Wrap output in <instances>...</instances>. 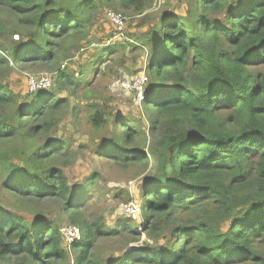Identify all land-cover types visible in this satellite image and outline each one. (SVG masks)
Returning a JSON list of instances; mask_svg holds the SVG:
<instances>
[{
    "label": "trees",
    "instance_id": "1",
    "mask_svg": "<svg viewBox=\"0 0 264 264\" xmlns=\"http://www.w3.org/2000/svg\"><path fill=\"white\" fill-rule=\"evenodd\" d=\"M65 1L0 0V36H18L10 57L0 43V264H264V0H185L178 13L155 18L145 13L150 0H105L142 18L133 39L124 36L126 26L122 35L111 26L114 34L90 59L92 75L119 48L147 57L145 71L124 78L146 73L142 108L154 170L134 118L97 100L87 103L88 120L102 131L99 157L146 173L138 190L141 230L121 210L111 226L102 216L85 217L96 175L71 188L64 173L75 158L71 139L51 136L69 106L58 93L87 86L60 67L62 58L84 51L100 8L98 0ZM37 62L55 68L51 86L20 101L3 79L13 66ZM84 72L82 65L79 78ZM123 193L122 203H132ZM44 201L60 204L80 240L66 246L60 222L31 213ZM142 235L137 247L128 245ZM116 238L123 252L102 259L96 242Z\"/></svg>",
    "mask_w": 264,
    "mask_h": 264
},
{
    "label": "rangeland",
    "instance_id": "2",
    "mask_svg": "<svg viewBox=\"0 0 264 264\" xmlns=\"http://www.w3.org/2000/svg\"><path fill=\"white\" fill-rule=\"evenodd\" d=\"M75 1L66 0L65 4L70 5ZM98 1L100 8L94 12L95 16L89 22V36L81 45L84 47V51L81 48L79 52H77L78 50L73 52L69 59L62 58V61H66V66L74 71L75 76H77L74 79L86 80L87 86L84 85L85 83L78 85L76 88L69 85L66 89L58 93L59 97H66L68 99L69 106L67 107L64 118L53 129L51 136L54 138L69 137L71 139V147L75 158L71 165L64 168L65 176L71 188L81 185L91 174L94 173L96 175V182L93 185H88V188H86L87 199L85 200L82 211L85 217L89 220H95L99 216H102L106 225H113L119 217L116 213L119 211V205L124 202L117 195L121 190H124L123 196L125 197V192L129 193L133 200L132 204L139 209L136 217H132L131 219L134 220V229L141 230L144 217L139 207L140 194H138V190L141 179L146 173H141L139 167H119L99 157L98 143L102 136V131L95 132L93 130L92 124L88 120L89 109L87 108V103L99 100L104 103V107L109 108L113 113L117 112L120 115H128L130 118H134L140 126V129L145 132L143 150L149 151V168L151 167L150 169L154 170L155 164L150 152L149 134L146 129L148 115L144 108H142V100L136 101V97L131 90L123 91L118 87L111 86L114 80L122 79L124 76L131 77L136 71L140 69L144 70L147 57H145L141 50L135 47L133 48V46H126L124 50L119 48L107 60L106 64L99 66L95 76L92 75L94 69L92 62L98 55L99 50L97 51V49L100 48L97 43H100L102 46L105 39L111 33L114 34L112 29L114 26L106 17V12L114 8L116 12L127 17L124 36L130 39H133L134 35H136L132 33L139 31L137 24L142 17L134 15L131 10L122 11L118 5L112 6L109 9L107 8L108 5L105 3V0ZM187 2L185 0H176L173 3L170 0H150L145 13L150 15V18H155L156 15H159L165 10H172L178 13L184 8ZM16 35V33L11 34V40L15 41L16 38L14 36ZM11 40L7 32L0 36V43L5 50L3 53L8 57H10L12 51ZM87 42H92L93 44L89 45ZM92 57L93 60H90ZM122 61L124 62L122 63ZM82 65L85 72L83 77L79 78V70ZM54 70L55 68L52 67V64L44 65L40 62L29 63L28 65H15L10 71V74L3 79V83L8 89L18 94L20 101H26L34 95V92H30L27 89L26 74L37 76L40 73H51ZM143 73L145 76L146 73ZM57 88L55 86V90ZM86 90L90 91V97H86ZM94 132L95 134H93ZM10 210H15L22 214L23 212L21 210L24 209H15L11 206ZM24 211H29V209ZM33 212H37V214L41 213V215L48 216L60 222L59 229L68 225L81 234V231L77 227L67 222L66 217L62 215L60 204L57 201H44L38 204L37 208H33L31 213L33 214ZM144 239L145 236L142 235L139 241L130 242L128 245L130 247H137ZM159 245H163V242L159 241ZM123 247V240L121 238L101 239L96 242L95 249L102 259H113L123 252ZM130 247H127L126 250ZM69 257L71 258L72 254Z\"/></svg>",
    "mask_w": 264,
    "mask_h": 264
},
{
    "label": "built area",
    "instance_id": "3",
    "mask_svg": "<svg viewBox=\"0 0 264 264\" xmlns=\"http://www.w3.org/2000/svg\"><path fill=\"white\" fill-rule=\"evenodd\" d=\"M106 17L113 24L115 30L118 32V35H122L127 17L114 10H108L106 12ZM14 37L18 39L17 35ZM65 66H66V61H63L60 64V67L63 68ZM25 79H26L27 89L30 92H34L42 89L46 90L51 86L52 73H40L37 76H34L32 74H26ZM145 81L146 78L144 74H140L133 81L127 80L125 78L114 80L111 83V86L118 87L123 91L131 90V89L135 90L137 95V100H142L144 98L143 84L145 83ZM119 210L123 211V213L129 215L130 217H136L139 211V209L132 203H121L119 205ZM60 232L64 236L66 246H70L72 242L78 241L81 238V234L68 225L63 226L62 229H60Z\"/></svg>",
    "mask_w": 264,
    "mask_h": 264
}]
</instances>
